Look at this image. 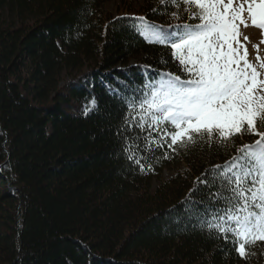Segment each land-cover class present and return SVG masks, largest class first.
<instances>
[{"label":"trees","instance_id":"1","mask_svg":"<svg viewBox=\"0 0 264 264\" xmlns=\"http://www.w3.org/2000/svg\"><path fill=\"white\" fill-rule=\"evenodd\" d=\"M106 1L0 0V264H264V241L241 257L231 234L200 227L197 214L225 206L214 200L219 183L190 193L259 137L221 146L205 135L173 152L157 129L148 151L151 130L125 124L150 79L189 78L170 44L141 35L134 18L164 29L199 20L182 3L165 11L135 0L112 14Z\"/></svg>","mask_w":264,"mask_h":264},{"label":"snow or ice","instance_id":"2","mask_svg":"<svg viewBox=\"0 0 264 264\" xmlns=\"http://www.w3.org/2000/svg\"><path fill=\"white\" fill-rule=\"evenodd\" d=\"M181 3L187 5L183 11L189 19H198L199 23L164 29L140 16L134 18L131 27L153 42L170 44L172 56L189 78L159 73L158 79H150L143 85L142 94L129 102L125 124L141 132L151 130L145 137L148 151L155 150L151 147L155 142L151 133L157 129L163 132L161 140L170 137L168 147L173 152L177 151L173 146L194 145L197 137L205 135L211 144L218 134L221 146L245 133L259 137L237 148L229 161L206 169L190 189L191 193L200 184L211 188L219 183L214 200L223 201L225 206H209L196 218L210 234H223L226 239L231 234L233 246L238 243L239 255L246 257L247 244L264 241V131L257 127L258 123L264 125V78L247 59V52L241 54L238 46L242 27L253 26L264 33V0H160L165 11ZM259 69H264V62L259 63ZM137 104L140 111L132 115ZM135 147L129 144L124 151L133 152ZM127 158L144 171L143 157L137 159L133 153ZM168 158L165 152L164 159Z\"/></svg>","mask_w":264,"mask_h":264},{"label":"rangeland","instance_id":"3","mask_svg":"<svg viewBox=\"0 0 264 264\" xmlns=\"http://www.w3.org/2000/svg\"><path fill=\"white\" fill-rule=\"evenodd\" d=\"M133 1L135 0H107L104 8L106 12L116 14L121 12V10L124 11L127 5H130ZM141 5V2L134 3L135 7H140ZM245 37L247 39H244ZM238 51L241 54H244L245 51L247 52V59L258 67V71L261 72L262 78H264V69H259V63L264 62V33L253 26H249L246 29L242 27ZM257 56L260 58L259 61L257 60ZM260 241L256 240L254 243H259ZM259 247L262 248L263 245H259Z\"/></svg>","mask_w":264,"mask_h":264}]
</instances>
